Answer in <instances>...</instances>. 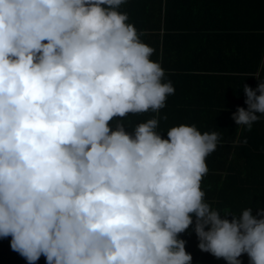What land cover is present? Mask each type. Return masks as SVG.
Returning <instances> with one entry per match:
<instances>
[{
    "label": "clouds",
    "instance_id": "1",
    "mask_svg": "<svg viewBox=\"0 0 264 264\" xmlns=\"http://www.w3.org/2000/svg\"><path fill=\"white\" fill-rule=\"evenodd\" d=\"M124 3L0 0V238L28 264H192L194 215L202 251L264 264V210L222 218L204 199L218 133L122 122L175 91ZM243 90L233 119L251 129L264 79Z\"/></svg>",
    "mask_w": 264,
    "mask_h": 264
},
{
    "label": "trees",
    "instance_id": "2",
    "mask_svg": "<svg viewBox=\"0 0 264 264\" xmlns=\"http://www.w3.org/2000/svg\"><path fill=\"white\" fill-rule=\"evenodd\" d=\"M193 13L195 12L189 17L190 22L186 21L181 25L185 30L163 37V42L169 39L170 45L167 52L164 51L163 56L161 54L160 64L164 69V80L171 81L174 93L167 96L165 106L158 112L149 110L145 113L129 114L122 118V122L131 131L137 124L155 117L158 120L157 131L161 132L164 138H167V130L170 127L178 125L195 126L202 133L217 132V147L206 157L208 172L201 181V188L205 192L204 199L222 213V218L224 212L230 211L239 215V212L247 207H251L252 214L259 218L258 213L264 210V114H258L260 118L252 123L251 129L246 125H237L233 113L238 107H244L245 98L243 97L241 103H231L227 106H234L236 111L223 110L226 106L221 100L226 89L222 86V81L208 83L207 80L199 79L202 75L194 72L200 65H194L188 54L184 56L188 61L178 56L184 48L180 45L181 38L184 43L187 42L186 46H191L189 44L194 34L188 33L193 29L191 22L195 24L196 29L199 27L196 24L199 18ZM128 22L134 25L141 40L147 36L139 32L146 24L144 17H128ZM158 26L159 23L156 27ZM165 27L169 25L166 23ZM154 56L157 58L156 54ZM178 57L180 61L175 62ZM250 84L251 81H248L247 85ZM227 218L231 219V214ZM194 227L193 215V224L180 234V238L185 241L186 251L192 256V264H227L223 258H217L198 247L199 239ZM10 239L0 238V264H28L20 254L12 251ZM239 259L241 264H250L247 254H243ZM36 264H46L45 258L41 256Z\"/></svg>",
    "mask_w": 264,
    "mask_h": 264
},
{
    "label": "crops",
    "instance_id": "3",
    "mask_svg": "<svg viewBox=\"0 0 264 264\" xmlns=\"http://www.w3.org/2000/svg\"><path fill=\"white\" fill-rule=\"evenodd\" d=\"M120 11L128 17L145 18L144 29L139 32L147 35L142 41L154 49L151 59L159 63L170 45L169 39L163 42L164 35L185 30L181 25L190 22L195 12L199 27L196 29L191 22V46L181 38L180 45L186 49H181L178 56L188 61L184 56L189 55L194 65H200L194 72L203 76L199 79L208 83L222 81L226 89L221 100L225 111H236L234 106H227L241 103L243 97L246 100L243 89L248 81L255 90L259 79H264V0H126ZM166 23L169 27H165ZM178 61L179 57L175 62Z\"/></svg>",
    "mask_w": 264,
    "mask_h": 264
}]
</instances>
